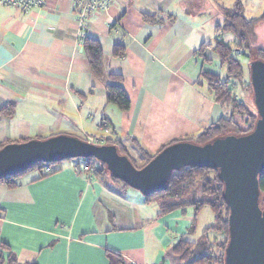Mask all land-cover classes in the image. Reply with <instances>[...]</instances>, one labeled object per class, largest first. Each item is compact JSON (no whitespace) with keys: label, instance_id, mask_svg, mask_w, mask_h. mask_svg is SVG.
<instances>
[{"label":"crops","instance_id":"crops-1","mask_svg":"<svg viewBox=\"0 0 264 264\" xmlns=\"http://www.w3.org/2000/svg\"><path fill=\"white\" fill-rule=\"evenodd\" d=\"M235 1L114 0L88 19V34L103 50L101 79L78 38L71 0H46L26 11L0 4V143L66 133L99 144L121 139L131 156H140L138 144L155 153L199 133L227 105L200 76L220 65L219 56L208 47L206 62L199 49L214 41L221 6ZM111 74L123 76L126 110L107 99ZM7 103L12 111L2 112ZM83 161H62L51 172L33 167L15 186L0 181L4 256L13 252L16 264H110L112 250L124 264H174L165 217L161 225L152 221L138 189L77 170Z\"/></svg>","mask_w":264,"mask_h":264},{"label":"trees","instance_id":"trees-1","mask_svg":"<svg viewBox=\"0 0 264 264\" xmlns=\"http://www.w3.org/2000/svg\"><path fill=\"white\" fill-rule=\"evenodd\" d=\"M222 21L218 22L215 26L216 36L213 42L203 43L199 49L200 54L203 55L204 60L210 61L211 59L205 55V50L211 47L214 52L219 56L220 65L225 67V77L220 73L202 70L200 76L206 81L209 90L212 92L215 100L226 103L232 106V112L229 116L222 115L215 121L209 123L203 130L196 134H189L183 137L171 140L162 145V147L155 153H152L138 144L140 150V158L142 159L141 165H137L135 157L127 152V147L121 139L109 138L106 143H114L118 146L121 153L127 154L137 167H142L146 164L156 153L162 150L165 146L180 140L192 141L199 144L212 141L217 137L225 136L227 134H245L251 131L259 117L256 111L251 110L246 106L245 102L238 98L235 93V82L242 83L243 80V63L234 54V48L221 34L230 32L235 35L238 40L237 49H242L251 53V47L256 37V26L259 22L264 20V10L257 17L248 18L245 14V5L242 0H236L232 6H221ZM147 20H155L154 16L145 15ZM83 48L88 57L93 74L98 77H103V50L100 41L87 34L83 38ZM121 48L115 47V54L119 55ZM258 57L256 59L264 60V47H258L256 51ZM110 81L107 83V99L115 103L121 109L126 110L130 107V99L125 92L122 84L123 76L120 74H111ZM247 84L250 86L251 81L248 80ZM12 103L5 104L1 111L7 113L12 111ZM239 114L242 122H249V126L245 129L241 128V124L235 118ZM135 140L134 137H131ZM86 139L87 138H83ZM27 139H19L17 141H24ZM136 142V141H135ZM138 142V141H137ZM7 142L0 143V147L4 146ZM83 161L78 164L77 170L91 171L98 175L106 174L112 180L124 189L131 187L125 181L116 178L108 170L106 164L102 161L99 166L95 163L96 159L93 156L80 157ZM55 162H38L23 172L33 168L40 167L46 169V165H52L53 170ZM23 172H18L9 176L0 178V181L6 182L9 186H15V179ZM49 172V171H48ZM259 184L261 189V205L264 204V170L259 176ZM224 181L219 175L218 169L208 167H198L193 165H185L180 169L174 170L168 180L166 189H161L146 196V201L151 202L156 199L159 202V215L173 211L177 208L193 206L195 214L206 205L210 206L214 212V221L206 226L201 234L196 239H191L186 234L192 232L195 228V220L191 223L186 233L174 236V242L167 250V256L174 264H225V249L229 239V206L224 197ZM133 188V187H132ZM211 234L221 235V238H211ZM8 245L0 242V264H4L7 260L8 264H16V257L13 252L9 253L6 257L3 251L8 249ZM107 256L110 264H124V259L118 253L108 250ZM21 264H37V263H21Z\"/></svg>","mask_w":264,"mask_h":264},{"label":"water","instance_id":"water-1","mask_svg":"<svg viewBox=\"0 0 264 264\" xmlns=\"http://www.w3.org/2000/svg\"><path fill=\"white\" fill-rule=\"evenodd\" d=\"M250 81L259 117L245 134H227L204 144L176 141L142 167L114 143L99 144L66 133L8 142L0 147V178L23 172L38 162L93 156L104 162L114 177L147 196L166 189L171 173L185 165L216 168L224 181L229 206L225 264H264V204L259 184L264 170L263 59L250 62Z\"/></svg>","mask_w":264,"mask_h":264},{"label":"rangeland","instance_id":"rangeland-1","mask_svg":"<svg viewBox=\"0 0 264 264\" xmlns=\"http://www.w3.org/2000/svg\"><path fill=\"white\" fill-rule=\"evenodd\" d=\"M245 1H246V8H247L246 9L247 10L246 16L248 18L257 17L263 12L264 2H260V0H245ZM232 3H234V2H232ZM260 5H261L262 9L258 10ZM251 10H254V11L252 13H250ZM219 21H220V19H219ZM213 22L215 23V20H213ZM256 34L257 35H256L255 39L253 41H251L252 47H251L250 56H249L247 51L242 50V49H237L238 40L233 33L226 32L224 34L225 39L227 41H229V43L234 48V54L238 58H240V60L243 63V76L242 77H243L244 82H242V83L235 82L236 83L235 93L238 96V98L243 100L245 102L246 106L249 107L253 111H256V109H257L256 105H255V101H254V91H253L252 85L249 86L247 84V81L250 80V62L258 57V55L256 53L257 48L260 46L264 47V20L259 22L258 25L256 26ZM208 67L214 71L219 72L222 75V77H225V73H226L225 67H223L221 65L214 66V63L209 65ZM203 81H204V79H203ZM204 82H205V86L207 88V83H206V81H204ZM220 110H222L221 112L223 113V115L229 116L232 112V106L229 104L223 105V106H220ZM235 118L241 124V128L245 129L249 126V122H246V123L242 122V120H241L242 117H240L239 114H236ZM96 133H97V135L100 134V132H96ZM132 156L135 157L136 164L141 165L142 159L134 153L132 154ZM76 159H81V158L80 157L68 158V159H64L61 161H57V162L53 163V165H56L62 161L63 162H72ZM95 162H96L95 164L97 166H99L100 161L95 160ZM130 190H132V189H130ZM146 208H147V211H148L147 214L149 215V217L152 218V221L157 222V224H160V223H158L159 218L165 217L164 218V224H165V226L168 225V233H166V236L169 239H171L172 242H174V239H175L174 236L187 232L188 228H190V226H191V223L194 221L195 216H196V220H195L196 226L192 230L191 233L186 234L191 239H196L201 234V231L206 226L213 223V221H214V212L211 209V207L208 205L204 206L197 213V215L195 214L193 206H187L185 208V211H183V208L180 207V208L174 209L173 211L159 215V212H158L159 202L156 199L149 202V205H147ZM210 236H211V238H221V235L211 234Z\"/></svg>","mask_w":264,"mask_h":264},{"label":"built area","instance_id":"built-area-1","mask_svg":"<svg viewBox=\"0 0 264 264\" xmlns=\"http://www.w3.org/2000/svg\"><path fill=\"white\" fill-rule=\"evenodd\" d=\"M71 2L77 14L78 38L82 41L88 34L89 17L94 13L106 10L114 0H71ZM45 3L46 0H0V4L12 5L25 11L35 7H42ZM89 141L94 142V139L90 138ZM45 168L46 171H53L52 165H46Z\"/></svg>","mask_w":264,"mask_h":264}]
</instances>
